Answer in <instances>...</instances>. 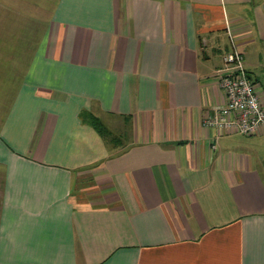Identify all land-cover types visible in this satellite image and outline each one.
<instances>
[{"label":"crops","instance_id":"1","mask_svg":"<svg viewBox=\"0 0 264 264\" xmlns=\"http://www.w3.org/2000/svg\"><path fill=\"white\" fill-rule=\"evenodd\" d=\"M234 46L264 106V0H0V264H264Z\"/></svg>","mask_w":264,"mask_h":264},{"label":"built area","instance_id":"2","mask_svg":"<svg viewBox=\"0 0 264 264\" xmlns=\"http://www.w3.org/2000/svg\"><path fill=\"white\" fill-rule=\"evenodd\" d=\"M219 85L226 92L228 103L213 107L203 126L251 134L264 125V106L246 69L244 55L236 46L224 58Z\"/></svg>","mask_w":264,"mask_h":264},{"label":"rangeland","instance_id":"3","mask_svg":"<svg viewBox=\"0 0 264 264\" xmlns=\"http://www.w3.org/2000/svg\"><path fill=\"white\" fill-rule=\"evenodd\" d=\"M99 126H100V129H101L102 131L105 130V127H104V126H101L100 124H99Z\"/></svg>","mask_w":264,"mask_h":264}]
</instances>
